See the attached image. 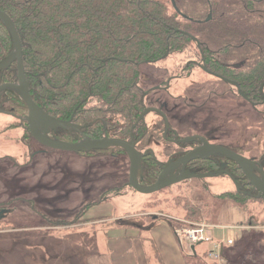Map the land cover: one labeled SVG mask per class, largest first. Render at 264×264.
<instances>
[{
    "label": "rangeland",
    "instance_id": "rangeland-1",
    "mask_svg": "<svg viewBox=\"0 0 264 264\" xmlns=\"http://www.w3.org/2000/svg\"><path fill=\"white\" fill-rule=\"evenodd\" d=\"M185 1L199 21L190 32L211 49H221L219 54L228 58L224 62L243 68L260 57L264 0H213L212 5ZM184 56L140 64L147 107L162 110L182 138L197 135L250 159L261 156L264 105H249L232 83L198 67L184 72ZM12 121L0 113V264H103L105 242L114 245L129 238L139 249L138 233L147 235L155 220L173 225L175 233L179 223L174 218L223 225L235 239L225 248L223 264H240L242 259L257 264L253 259L264 248V199L219 198L221 192L237 191L231 177H194L141 193L128 184L126 153L98 157L56 150L32 158L21 141L24 129L6 127ZM146 121L149 129L140 145H150L158 157L167 158L175 148L165 150L159 144H176L164 136V118L149 112ZM197 246L201 252L206 243ZM251 247L257 251L248 254Z\"/></svg>",
    "mask_w": 264,
    "mask_h": 264
},
{
    "label": "trees",
    "instance_id": "trees-1",
    "mask_svg": "<svg viewBox=\"0 0 264 264\" xmlns=\"http://www.w3.org/2000/svg\"><path fill=\"white\" fill-rule=\"evenodd\" d=\"M204 1L212 5L213 0ZM0 9L17 27L35 102L57 119L81 125L83 133L93 137L103 133L129 137L133 132L138 138L145 132V121L139 120L145 108L139 84L144 62L156 63L183 53L202 58L206 66L233 78L252 94H259L264 84V46L260 57L245 68L212 66L219 50L190 32L199 21L188 12L191 8L185 0H0ZM11 51L12 35L0 20V62ZM15 81V63L0 69V84ZM4 97L6 110L21 115L27 112L16 91L8 89ZM57 132L62 140L77 134L63 128ZM106 150L117 154L123 149L112 146ZM144 163L143 184H152L158 168L148 160ZM231 163L236 165L230 169L236 181L252 190L240 167ZM217 195L239 202L257 198L239 191ZM254 251L256 247H251L248 254ZM260 253L253 259L257 264H263V246ZM185 260L187 264H212L206 253L186 254ZM242 262L247 264L244 259L238 263Z\"/></svg>",
    "mask_w": 264,
    "mask_h": 264
},
{
    "label": "water",
    "instance_id": "water-1",
    "mask_svg": "<svg viewBox=\"0 0 264 264\" xmlns=\"http://www.w3.org/2000/svg\"><path fill=\"white\" fill-rule=\"evenodd\" d=\"M212 15L210 14L208 19L210 20ZM0 20L4 23L13 38V51L11 54L2 62H0V69L9 66V64L16 60L18 61V83H4L0 86V96L6 89L15 90L25 101L28 106V115L26 117L29 123V129L32 135L46 146L75 152H86L96 149H106L111 146H120L124 148L130 157V169H129V181L128 184L135 190L141 193H154L165 189L174 184L180 183L186 179L198 177L206 178L210 176L220 175L224 171L219 170L217 172H192L186 169V163L195 158L209 157L213 155L227 156L235 160L240 169L243 171L245 176L248 178L249 183L253 186L254 190L258 193L253 194L252 191H247L236 181L235 176L227 171L226 173L231 177L236 185V189L239 192L253 195L254 197L260 198L264 196V166L254 159L247 158L229 148L221 145L210 144L206 142L204 145L199 146L190 150L184 157L177 160V162L170 165H162V170L157 180L149 185L143 184L139 177V170L141 167V161L143 154L136 148V142L134 136H131V140L120 137H103L100 139H94L87 136H83V139L77 142H69L48 136L50 129H68V130H81L82 126L75 124L72 121H63L50 115L46 112L38 103L35 102L30 93V81L26 76V70L23 62V51L22 42L12 17L0 9ZM264 85L261 86L263 90ZM151 110L150 108L145 109L140 119H143L145 115ZM3 109H0L2 112ZM181 166V167H180ZM258 172V174L256 173ZM193 249L195 247L193 246Z\"/></svg>",
    "mask_w": 264,
    "mask_h": 264
},
{
    "label": "flooded vegetation",
    "instance_id": "flooded-vegetation-1",
    "mask_svg": "<svg viewBox=\"0 0 264 264\" xmlns=\"http://www.w3.org/2000/svg\"><path fill=\"white\" fill-rule=\"evenodd\" d=\"M22 51H23V48H22ZM220 51H221V49L218 51V54H216L214 56V65H212V66H214V67L222 66L223 68H238V69L241 68V67L231 66V65L227 64L226 62H224V59L227 60L228 58H227V56L223 57L222 55H220L219 54ZM175 55H177V54H175ZM186 56H184V57H186ZM186 60L187 61L185 63H183V67H185L184 70H183L184 72H186V71L189 72L190 69L198 67V68L202 69L203 71H206L207 73L218 77L221 80L228 81V82L232 83L235 86V88L237 89L238 94L244 100H246L249 105L256 106V107H258L259 105L260 106L264 105V87H263V90H261V87L259 88V91H258L259 94H252L251 91L244 90L241 87V85L237 81H235L233 78H230V77H228L226 75H223V74L219 73L218 70L212 69V68H209L208 66H206L205 63H204V60L202 58L199 59L198 57H195V58L186 57ZM23 62H24V59H23ZM11 63H15L16 71H17V81H15V82H5V83H18L19 82L18 70H17L18 61L14 60ZM11 63L9 64V66L11 65ZM9 66H7V67H9ZM24 66H25V64H24ZM243 68H245V67H243ZM1 69H3V68H1ZM2 84H4V83H2ZM2 84H0V86ZM166 87H167V85L161 86V88H166ZM6 90H8V89H6ZM6 90H4L2 95L0 96V109H3V111L0 112V113L8 115V116L13 118V121L11 123H9L8 125H6V127L8 129L11 128L13 126V124H16L15 126H17V128H23L24 129V133H26V134L23 133L24 135H23V138L21 139V141H23V143H25V145L30 147L31 152H29L30 153L29 157L31 155H33L32 158H34L35 156H37L39 154H44V153H49V152H53V151H56V150H60V149H56V148H52V147L46 146L45 144L40 142L38 139H36L32 135V133H31V131L29 129V123H28V121L26 119V117L28 115V106H27L26 103L25 104L27 106V112L25 114H23V115L18 114V113H14L11 110L9 111V110L5 109V105H6L5 101H7V99L4 97V92ZM9 90H13V89H9ZM21 99L23 100L22 97H21ZM144 102H145V96H144ZM147 108L151 109V110H149V112H156V113H159L160 115H162V117L164 118V124H165L164 136L167 139V141L176 144V146H174L172 148H171V146H164V145L159 144V147H162V149H165V150L166 149L172 150V149L175 148V150H173L172 152L169 151L171 154L169 153L168 157L165 158V159H162V158L158 157V155H159L158 152L156 153V151L153 150L152 146L147 145V146L143 147L142 145H140V143L142 142V139L145 137V135L147 134L148 129H149V125H148V123L146 121V117H147V114L149 112L145 115V117L143 119H140V116H139V120H144L145 121L146 130L138 138H136L134 136L133 132H131L129 137L108 135L107 133H103V136L93 137V136H91L90 132L89 133H87V132L83 133L82 128H81V130H79V131L78 130H71V131H75L77 134L74 135V136H70L69 140H64V141L77 142V141L82 140L83 136H87V137L94 138V139H100V138L108 136V137H120V138H125L127 140H131V136L133 135L134 136V140L136 142V148L143 154L142 161H141L142 168H141L140 176L138 174V177H139V179H140V181L142 183H143L142 170H143V167L147 166L146 163H144L147 160L149 161V163H153L154 166L156 168H158V173H157V177H156V180H157V178H158V176H159V174H160V172L162 170V167H161L162 165H166L167 163H170V165H172L173 163L177 162V160H179L180 158L184 157L190 150H192L194 148H197L199 146H202L206 142H208L210 144L220 145V143H218V142H210L206 138L201 137V136H197V135H192L190 137H183L182 138L179 135V132L177 131V129L173 128L169 124L167 115L162 110H160L158 108L147 107V105L145 103V108L143 109V111L145 109H147ZM69 121H71V120H69ZM73 123H75V122H73ZM105 129H106V126H105ZM58 130L59 129H56V130L55 129H50V131L48 132V136L51 137V138H56V139L62 140L59 137V134L57 132ZM26 135H29L28 136V138H29L28 141L26 140L27 139ZM30 139H31L32 145L30 143ZM35 144H37L38 147L33 149L32 146H34ZM221 146H224V145H221ZM118 147H120V146H118ZM224 147H226V146H224ZM226 148H228V147H226ZM106 149H108V148H106ZM106 149H96V150H90V151H86V152H75V151H71V152H74V153H76L78 155H84V156L89 155V156H98V157L99 156L101 157V156L107 155V154L108 155H113V156H118L120 154L126 153V155L128 156V158L130 160L129 155H128L127 151L124 148H122L123 150L121 152H118L117 154H115L114 152H112L113 154L104 152V151H107ZM230 150H232V149H230ZM28 151H30V150H28ZM254 160L258 161L259 163H261L264 166V153L261 156L254 158ZM231 162H234V163H236L238 165V163L235 160H233L232 158H230V157L222 156V155H213V156L211 155L209 157L195 158V159H192V160L188 161L186 163V169H189L190 171L197 172V173L209 172V171L217 172L219 170H223L224 172L222 174H225V175L229 176L226 172L229 171L230 173H232L230 169L232 167H233V169L236 167V165L232 164ZM256 173L258 174V172H256ZM247 180H248V178H247ZM248 183H249V180H248ZM145 185H149V184H145ZM249 185H251V184L249 183ZM130 187H132V186H130ZM247 187L248 188L252 187V190H247V189H245V190H247V191H255L256 193L252 192L253 194H257L258 193L256 190H254L252 185L251 186H247ZM118 194H120V192H116V195H118Z\"/></svg>",
    "mask_w": 264,
    "mask_h": 264
},
{
    "label": "crops",
    "instance_id": "crops-1",
    "mask_svg": "<svg viewBox=\"0 0 264 264\" xmlns=\"http://www.w3.org/2000/svg\"><path fill=\"white\" fill-rule=\"evenodd\" d=\"M212 228L213 236L216 239H226L231 235L223 231V225L214 224ZM172 228L165 222L155 220L149 225L147 235L145 233H138V237L141 245H138L139 249L134 247L133 243L129 242V238L115 241L114 245L111 242H105L106 249L103 252L105 254L103 264H187L184 258V250L176 237ZM135 238H132L134 241ZM121 246H124V250L121 252ZM209 244L198 252L199 246L195 247L197 254H204L209 248ZM198 248V249H197ZM202 248V247H201ZM138 252V253H137ZM121 254V255H120Z\"/></svg>",
    "mask_w": 264,
    "mask_h": 264
},
{
    "label": "built area",
    "instance_id": "built-area-1",
    "mask_svg": "<svg viewBox=\"0 0 264 264\" xmlns=\"http://www.w3.org/2000/svg\"><path fill=\"white\" fill-rule=\"evenodd\" d=\"M177 220L179 225L175 228V234L186 253H193V246L207 243L210 245L206 251L208 261L212 264H223L226 246L234 244L235 239L233 236L219 240L213 236L211 230L213 226L209 223L191 224L183 221V219ZM183 222L188 224H183Z\"/></svg>",
    "mask_w": 264,
    "mask_h": 264
}]
</instances>
